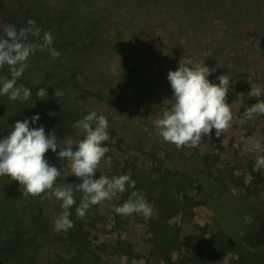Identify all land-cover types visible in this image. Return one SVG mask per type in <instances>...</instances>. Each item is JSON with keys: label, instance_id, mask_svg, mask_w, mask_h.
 <instances>
[{"label": "rangeland", "instance_id": "obj_1", "mask_svg": "<svg viewBox=\"0 0 264 264\" xmlns=\"http://www.w3.org/2000/svg\"><path fill=\"white\" fill-rule=\"evenodd\" d=\"M31 1L37 2L35 8L40 4L45 8L62 37L70 34L69 0ZM21 2L0 0V38L5 25H15L29 7ZM79 5L89 34L96 38L79 70L86 97L82 110L84 117L92 111L104 115L110 136L104 144L109 151L95 178L128 175L135 188L126 185L124 193L91 206L83 218H77L80 202L75 198L73 227L55 231L53 220L63 211L60 201L47 194L24 197L17 181L0 177V263L159 264L195 249L196 263L190 264H264V245L242 259L236 254L237 239H246L248 227L258 230L264 224V170L253 171L257 155L264 151L252 150L255 141L264 148V115L243 117L258 99L247 95L250 84L264 89V0H83ZM181 59L215 69L208 77L212 83L218 84L220 75L229 77L226 102L232 104L233 120L219 136L220 148L211 141L214 129L197 147L179 150L155 133V122L169 107L165 100L173 95L168 72L176 70ZM1 75L11 77L8 66L0 68ZM4 101L0 97V120ZM18 114L10 125H3L5 132L12 130L17 118H24ZM83 138L75 128L57 143L63 147L66 139ZM45 159L60 168L57 186L70 183L76 189L81 181L69 175L70 169L56 154L49 150ZM158 182L170 187L176 200L164 211L170 216L164 241L172 243L170 247L154 237L159 231L154 222L160 211L154 202ZM133 191L142 193L152 207L150 218L114 211ZM219 234L229 240V247L213 255L210 247H215Z\"/></svg>", "mask_w": 264, "mask_h": 264}, {"label": "clouds", "instance_id": "obj_2", "mask_svg": "<svg viewBox=\"0 0 264 264\" xmlns=\"http://www.w3.org/2000/svg\"><path fill=\"white\" fill-rule=\"evenodd\" d=\"M27 27L17 30L15 25L4 27V37L0 38V68L9 67L11 78L0 77V97L6 96L11 101H27L31 99L30 88L24 85L17 86V80L28 67V58L37 50L48 49L53 58H59L60 53L55 50L51 32H45L42 43H28L29 35L39 38L40 29L35 21L29 19ZM215 69H210L205 62L183 63L182 59L174 71L167 75L173 95L168 102L169 107L163 111L162 118L155 122V133L166 143L175 145L179 150L184 147H197L203 137H211L213 129L219 138L226 131L233 120L232 104L226 102L230 80L227 74L217 77L219 83H212L208 77ZM249 97L258 98V102L246 108L243 112L245 120H253L258 115H264V99L259 85L250 84ZM62 90L56 88L54 96L59 98ZM242 95V94H241ZM40 99L47 97L46 88L36 92ZM234 104V103H233ZM40 116L17 121L12 131L0 139V177L7 176L11 181H17L24 197H37L47 194L61 202L62 212L53 220L55 231H67L73 227L70 219V209L76 204L73 188L70 183L57 186L56 180L61 175L60 168L50 165L45 159L46 153L51 150L61 163L69 169V175L79 179L76 190L81 192L80 205L76 207L77 218H83L93 205H102L106 200H112L117 194L126 191V185L135 188V181L128 175H105L96 177L101 161L109 151L104 146L109 141L108 120L104 115H97L95 111L73 125L84 133V138L78 142L71 139L64 141L61 147L57 143L56 135L51 132L45 134L43 125H35ZM75 146V150H73ZM57 149L59 151L57 152ZM254 152H262L259 141L253 142ZM264 170V155H257L253 171ZM68 175V176H69ZM114 211L122 216L140 214L150 218L152 207L142 193L133 191L129 199ZM245 219L251 222V217Z\"/></svg>", "mask_w": 264, "mask_h": 264}, {"label": "trees", "instance_id": "obj_3", "mask_svg": "<svg viewBox=\"0 0 264 264\" xmlns=\"http://www.w3.org/2000/svg\"><path fill=\"white\" fill-rule=\"evenodd\" d=\"M71 4V12L73 13V18L70 26V34L66 37H62L59 32L54 28L51 18H47L45 8L40 4L39 8H35V4H32L30 0H23L25 5L29 4V7L22 12L18 17L15 27L17 30L27 27V21L32 19L35 21L36 27L40 31L39 38L29 35L28 43H42L43 35L45 32H51L53 37L52 47L60 53L59 58H53L47 48L44 50L37 49L27 60L28 67L25 69L23 75L17 80V86L24 85L31 89L32 97L31 99L20 103L17 101H9L5 97V109L2 114V120H0V132L1 139H3L8 133L4 131L3 125H10L15 116H19V112L23 113L24 118H17L18 121H23V119H31L32 116L39 114L40 119L35 125L29 124L30 128L37 127L38 125H43L45 129V134L53 132L57 141L59 139H65L67 136L74 132L73 125L77 120L84 117L86 112H83L82 105L86 100L85 90H82V84L78 78L79 70L82 68L84 63L88 60L91 55L94 43H96V38L89 34L88 20L83 12V7L80 6L83 0H69ZM18 1L12 2L16 4ZM18 3L17 5H20ZM28 6V5H27ZM14 7V6H13ZM37 9H39L37 11ZM49 13L52 14L51 9H48ZM45 14V15H44ZM5 65L3 68H6ZM2 69V68H1ZM1 77H4L1 75ZM11 78V77H10ZM9 78V79H10ZM2 83V80H1ZM40 88H46L47 97L45 99H40L36 96V92ZM56 88L62 90L63 95L59 98L54 96ZM118 101H125L123 99ZM12 130H10L11 132ZM9 132V133H10ZM107 143V142H105ZM175 178L173 177L172 180ZM158 182L159 192L156 195L155 204L159 206V214L157 215L154 222L158 224V234L154 237L157 241L160 239L161 243L165 247L172 246L171 244H166V235L170 231V227L167 222L169 220V215L164 214V211H169L172 209L176 200L173 197V192H171L170 187L166 188L160 185ZM161 188V189H160ZM169 193L170 196L167 194ZM129 194V193H128ZM74 198H77L78 202L81 201L82 193L73 188ZM131 195V194H130ZM188 201V200H187ZM71 215L73 213L72 208L70 209ZM89 215V212H87ZM70 215V216H71ZM262 218H264V212H262ZM261 218V221H262ZM238 220V219H237ZM234 225L236 224L235 218L232 220ZM244 227L245 223H241ZM249 228L248 235L245 240L237 239L238 249L236 254L237 257L242 259L248 254V251L254 250L264 245V224L258 228ZM224 236V235H223ZM225 237V236H224ZM224 239V240H223ZM228 239V238H227ZM215 247H210V253L213 255L223 253L226 246L229 247V240L223 238L220 234L217 236ZM154 243V242H153ZM157 245L156 243H154ZM215 249V250H214ZM217 249V250H216ZM197 250L193 249L192 253L184 259L185 257L181 254L179 259L177 258L174 262H170L171 258L167 257L165 262L159 264H188L196 263ZM72 259V258H71ZM72 261H67V264H71ZM202 264V262L197 263Z\"/></svg>", "mask_w": 264, "mask_h": 264}, {"label": "crops", "instance_id": "obj_4", "mask_svg": "<svg viewBox=\"0 0 264 264\" xmlns=\"http://www.w3.org/2000/svg\"><path fill=\"white\" fill-rule=\"evenodd\" d=\"M261 99V98H260ZM258 102V99H254V101H253V103H252V105L253 104H255V103H257ZM250 105V104H249ZM251 106V105H250ZM213 138L211 139V141L213 142V144L214 143H217V145L219 146V148H220V146H222V144H221V142H220V140H219V138H216V135H213L212 136ZM207 157H210V155L208 156L207 155ZM189 178H187V180H188ZM188 199V198H187ZM201 240H202V238H200ZM192 253V251L190 252V253H185L184 254V259H187V257L190 255ZM179 256H180V254H179ZM179 256L177 257L178 259H179ZM168 257H170L171 258V260H170V262H174V260H176L177 258H174L173 256H168ZM188 264H190V263H188Z\"/></svg>", "mask_w": 264, "mask_h": 264}, {"label": "flooded vegetation", "instance_id": "obj_5", "mask_svg": "<svg viewBox=\"0 0 264 264\" xmlns=\"http://www.w3.org/2000/svg\"><path fill=\"white\" fill-rule=\"evenodd\" d=\"M1 264V263H0Z\"/></svg>", "mask_w": 264, "mask_h": 264}]
</instances>
